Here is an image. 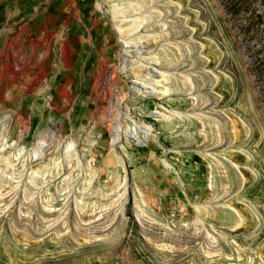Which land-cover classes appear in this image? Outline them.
Segmentation results:
<instances>
[{
	"label": "rangeland",
	"instance_id": "1",
	"mask_svg": "<svg viewBox=\"0 0 264 264\" xmlns=\"http://www.w3.org/2000/svg\"><path fill=\"white\" fill-rule=\"evenodd\" d=\"M30 7L92 27L103 74L0 59V264H264V0H0V25Z\"/></svg>",
	"mask_w": 264,
	"mask_h": 264
},
{
	"label": "crops",
	"instance_id": "2",
	"mask_svg": "<svg viewBox=\"0 0 264 264\" xmlns=\"http://www.w3.org/2000/svg\"><path fill=\"white\" fill-rule=\"evenodd\" d=\"M10 10L11 14L21 13L18 9ZM26 10V21L1 23L0 59L7 57V55H13L16 59L32 61V63L36 60H46V63H49L51 59L57 56L61 64L66 65V68L48 69L46 63L41 67L34 64L29 66L30 71L28 73L21 76L25 78L44 77L45 84L49 85L50 89L54 88L55 78L70 79L69 84L64 83L70 87L82 84L84 81L90 85V88L94 86L97 79L103 74L96 68L95 61L104 52L105 44L101 43L104 40L94 36L92 27H88V25L68 23L56 28L50 22L40 23L36 21L38 14L36 8L34 11L32 7ZM3 18L6 20L5 17ZM81 32L85 36H82ZM78 59L83 61L89 59L91 63L87 68H83V66L78 68L76 65L73 68L74 61ZM4 76L0 74V78ZM2 85L5 86L6 82L0 81V87Z\"/></svg>",
	"mask_w": 264,
	"mask_h": 264
},
{
	"label": "bare ground",
	"instance_id": "3",
	"mask_svg": "<svg viewBox=\"0 0 264 264\" xmlns=\"http://www.w3.org/2000/svg\"><path fill=\"white\" fill-rule=\"evenodd\" d=\"M125 46H127V44H124ZM142 91H145V90H142ZM146 92V91H145Z\"/></svg>",
	"mask_w": 264,
	"mask_h": 264
}]
</instances>
